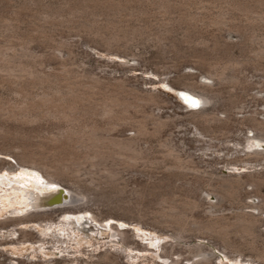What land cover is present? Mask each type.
Returning a JSON list of instances; mask_svg holds the SVG:
<instances>
[{
  "label": "rangeland",
  "instance_id": "rangeland-1",
  "mask_svg": "<svg viewBox=\"0 0 264 264\" xmlns=\"http://www.w3.org/2000/svg\"><path fill=\"white\" fill-rule=\"evenodd\" d=\"M20 62L39 78L9 71L8 66L15 64L19 69ZM1 64L5 68L0 70V222L49 208L50 200L60 192L49 184L43 171L17 163V154L26 151L46 163L55 160L50 135L66 126L78 127L80 120L87 119V115L81 116L84 109L109 95L127 101L122 106L128 123L137 124L148 108L163 118L173 117L174 123L161 134L168 133L183 148L184 157L192 154L201 161V168L209 163L226 175L264 173V166L258 163L244 167L242 162H230L243 156L244 137L253 134L247 118L263 117L264 0H0ZM221 73L228 79L224 74L219 78ZM187 83H192L189 86L196 92L208 93L210 89L209 94H220L201 105V109L224 111L222 121L209 128L200 126L204 134L185 117L199 106L191 107L182 97ZM134 87L168 101L160 108L135 107ZM176 91H184L180 96L187 104ZM63 92L78 108L68 110L73 119H65L60 108L50 107V95ZM117 127L113 132L119 136L134 133L126 124ZM226 130L229 132L224 133ZM71 143L66 144L70 157L82 161L70 165L69 171L77 174L91 200L83 201L78 208L82 211L73 215L56 212L52 218L0 226V264L94 260L91 244L99 236L91 223L100 228L106 223L120 225L134 235L137 244L148 245L155 237L162 243L173 240L171 228L154 220L165 206L160 200L167 197L168 202L184 204L196 196L194 186L199 182L191 176L179 177L158 159L128 167L122 164L119 181L95 186L86 170L89 163ZM137 143L148 149L151 157L158 156L157 136L145 134ZM210 143L217 147L206 150ZM63 184L72 186L70 182ZM261 192L264 196V187ZM92 213L98 221L91 219ZM189 213L202 217L200 209ZM19 228L31 232V237L23 240L14 232ZM189 241L214 249L220 256L216 264H256L247 251L246 256L233 253L225 257L215 238L195 232ZM118 246L122 250L117 264L160 262L150 253L130 252L125 243ZM106 247L114 252L112 244ZM136 254L139 258L130 257Z\"/></svg>",
  "mask_w": 264,
  "mask_h": 264
},
{
  "label": "bare ground",
  "instance_id": "bare-ground-1",
  "mask_svg": "<svg viewBox=\"0 0 264 264\" xmlns=\"http://www.w3.org/2000/svg\"><path fill=\"white\" fill-rule=\"evenodd\" d=\"M22 64H20L19 69L17 67H15L16 69L14 68L16 64L12 67L8 66L9 71L12 73V71L16 70L15 72H17L18 70L20 77L39 78L35 71ZM3 66L5 68V65ZM3 66L2 64L0 65V70L4 69ZM16 74L18 75V73ZM223 74L225 75V73H221L219 78L223 79ZM208 76L209 78L213 77L212 74ZM224 79H228V77L226 76ZM231 80L232 82L234 81L233 79ZM94 83L93 85L97 84ZM189 84H184L186 93H183L182 97L191 107H196L197 104L199 106L194 110L191 109L185 117L198 128L199 134H204V130L200 126L204 124L207 128L212 127V123L221 120L220 115L222 112L224 114V111L215 112L213 108L210 110L201 109V105L211 103L220 94H215L216 91L213 94H209L210 89V91L206 90L208 93L196 92L194 87H190ZM65 93L50 95V107L60 108L59 111H62H60L63 114L62 116L69 120L73 119V117H71L72 114L70 112L68 113V110H78V108L74 100L70 101L67 100L68 98H65ZM132 99V104L135 107L142 106L143 108L145 106L160 108L168 101L160 95L147 91V89L138 88L133 90ZM124 102L120 101L119 97L116 98V96L109 95L102 99L100 103H94L90 108L84 109L81 116L87 115V119L83 123L80 120L78 127L74 125V127L66 126L61 128L58 133L53 134V136L50 135L52 155L55 157V160L50 163L44 162V159L36 158L34 153L26 151L18 153L19 159L17 163L22 166L27 165L35 171H43L50 180L49 184L60 192L55 194L50 200L51 205L49 208L40 211H29L17 219L8 217L0 222V226L23 224L31 221L32 218H52V214L56 212H61L66 217V214L73 215L76 212L82 211L78 209L81 203L83 201L89 202L91 198L89 196L90 193L83 190L77 174L75 173L76 175H74L69 171L70 165L77 166L79 164L78 161H82L80 157L78 159L75 156V158H72V155L70 157V153L67 152L66 144L70 145V142H72L71 145L81 150V157L89 163L86 170L88 169L87 171L91 172L90 182L95 186L103 183L109 185L115 184L120 175L119 173L122 172L123 168L121 169L120 167L122 164L128 167L140 163L153 162L158 159L165 162L167 169L176 170L179 177L185 178L191 176L199 183L194 186L196 196L191 200L187 199L188 201L184 204H176L174 201L172 203L168 202L167 197L160 200L165 206L163 212L156 215L154 220L158 224L171 228L173 240L162 243V239L155 237L148 240V245L143 243L137 244L138 241L134 239V235L128 233L120 225L102 223L103 227L109 229L107 230L102 226L100 228L98 224L91 223V229L96 228L95 234L99 236L91 244V251L93 253L90 254V257L95 256L96 259L90 260L89 258L90 261L80 263V260L75 258L69 264H117L122 250H118L120 243H125L129 246L130 252L132 249H137L140 253H150L152 256H156L160 261L156 262L157 264H216L217 258L220 256H216L217 252L214 249L208 248V246L202 243L189 241L191 234L195 232L217 239L222 244L223 254L227 258L233 253L246 256L247 253L245 254L244 251H247L248 256L254 258L252 263L264 264V229H262L264 226V196L261 192V188L264 187V173H255L253 171L245 174L238 172L226 175L221 172V169L214 168L209 163L201 168L202 166L198 165L201 161L197 162L192 154L184 157L181 153L183 148L173 142L168 133L161 134L167 126L174 123L173 117L163 118L160 114L154 113V108H148L149 110H143L141 119L134 125L127 122L128 117L123 111ZM76 104L78 103L76 102ZM56 111L57 113L59 112L58 110ZM13 115L15 116L14 113ZM260 115L263 117L250 116L247 118L253 134L244 137L246 150L243 156L232 157L231 164L236 165L237 162H242V166L244 167L249 165L252 167L253 163L264 166V102L263 112ZM122 124L131 127L130 130H134L133 135L129 133L130 135L119 136L113 132L118 128L117 126ZM227 132L229 131L226 130L224 133ZM145 134L158 137L160 148L158 156L151 157L148 149H144L138 145L137 139ZM214 138L219 139L216 136ZM3 147L2 149H4ZM213 147H217V144L210 143L204 148L210 150ZM57 149H60V151L57 152ZM0 153L3 152L0 151ZM94 173L98 174V176L93 175ZM98 177L100 178L98 179ZM63 182H70L72 186H66ZM59 187L63 188L67 194H63L62 190L58 189ZM134 191L138 192L135 189ZM68 194H70V199ZM211 196H213V200L212 198L209 199ZM75 209L78 211H75ZM196 209H200L202 217L196 218L189 215L191 214L189 212ZM92 217L91 219L98 221L94 214ZM14 232H17L18 236H21L23 240L31 237V232L22 230L21 228L16 229ZM111 244L113 245L114 252L107 247L103 248ZM80 253L85 254L83 250H80ZM130 257L139 258L138 254L131 255ZM44 264L50 263L45 262ZM147 264H149V260Z\"/></svg>",
  "mask_w": 264,
  "mask_h": 264
},
{
  "label": "water",
  "instance_id": "water-1",
  "mask_svg": "<svg viewBox=\"0 0 264 264\" xmlns=\"http://www.w3.org/2000/svg\"><path fill=\"white\" fill-rule=\"evenodd\" d=\"M181 92H184V91H176V94H177V96L184 102V103H186L183 99H182V97L180 96V93ZM187 104V103H186ZM192 107H194V106H192ZM58 189H60V190H62V193L63 194H65L66 192L64 191V189L63 188H61V187H59Z\"/></svg>",
  "mask_w": 264,
  "mask_h": 264
}]
</instances>
